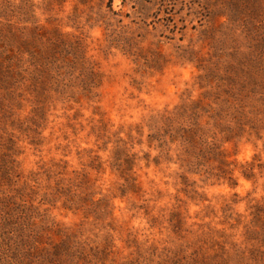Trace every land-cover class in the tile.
Instances as JSON below:
<instances>
[{
	"label": "rangeland",
	"instance_id": "obj_1",
	"mask_svg": "<svg viewBox=\"0 0 264 264\" xmlns=\"http://www.w3.org/2000/svg\"><path fill=\"white\" fill-rule=\"evenodd\" d=\"M0 264H264V0H0Z\"/></svg>",
	"mask_w": 264,
	"mask_h": 264
},
{
	"label": "trees",
	"instance_id": "obj_2",
	"mask_svg": "<svg viewBox=\"0 0 264 264\" xmlns=\"http://www.w3.org/2000/svg\"><path fill=\"white\" fill-rule=\"evenodd\" d=\"M34 59H35V63L39 64V65H36V67H35L36 70L33 72V75L31 77L33 78V80L35 82L39 83V81L42 80L45 77V75H48L50 73V70L48 68H46V66L41 65L40 62H41V60H43V58L41 56L40 57L39 56L34 57ZM12 72L15 76L18 71L12 69ZM187 140L188 139L186 138L185 141H187ZM246 176L249 178L250 176H253V174L246 175Z\"/></svg>",
	"mask_w": 264,
	"mask_h": 264
}]
</instances>
